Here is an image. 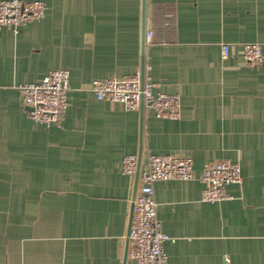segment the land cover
I'll return each mask as SVG.
<instances>
[{
  "label": "crops",
  "instance_id": "1",
  "mask_svg": "<svg viewBox=\"0 0 264 264\" xmlns=\"http://www.w3.org/2000/svg\"><path fill=\"white\" fill-rule=\"evenodd\" d=\"M42 1V18L0 29V264H134L135 180L121 165L150 153L194 160L192 179L154 183L169 264H264V63L248 68L242 53L258 42L264 55V0ZM143 61L155 91L179 96V117L91 90ZM58 68L70 72L69 105L48 126L19 86ZM219 158L238 161L242 181L204 201L200 176Z\"/></svg>",
  "mask_w": 264,
  "mask_h": 264
},
{
  "label": "built area",
  "instance_id": "2",
  "mask_svg": "<svg viewBox=\"0 0 264 264\" xmlns=\"http://www.w3.org/2000/svg\"><path fill=\"white\" fill-rule=\"evenodd\" d=\"M46 4L42 0H0V29L18 31L29 21L42 18ZM153 30L145 34V44L153 41ZM231 45L222 43V56L228 57ZM243 59L248 68L264 63L262 46L258 42L243 44ZM141 69L123 77L94 79L91 90L98 99L119 102L126 109L152 111L158 118L180 116V99L176 94L154 90V82ZM70 72L65 68L50 70L41 80L19 86L23 103L30 116L48 126L61 125L69 105ZM121 172L134 180L137 172V192L132 203V216L126 235L127 258L134 264H169L164 244L170 238L161 228L157 214L154 183L171 179L189 180L194 177V160L190 155L150 153L142 165L137 154L124 156ZM205 187L204 201H219L230 197L226 186L241 182V166L238 161L219 158L204 165L200 176Z\"/></svg>",
  "mask_w": 264,
  "mask_h": 264
},
{
  "label": "water",
  "instance_id": "3",
  "mask_svg": "<svg viewBox=\"0 0 264 264\" xmlns=\"http://www.w3.org/2000/svg\"><path fill=\"white\" fill-rule=\"evenodd\" d=\"M144 3H143V8L145 10V1L146 0H143ZM145 36V35H144ZM145 41V37H144V40ZM144 61L142 63V67H141V73H142V77L144 75ZM141 111L143 112V107H141ZM140 160V158H139ZM138 176H139V172H137L136 174V178H135V183H134V196L136 195V192H137V185H138ZM131 216H132V213H131ZM131 220V219H130ZM127 249H128V240H126V247H125V260L127 259Z\"/></svg>",
  "mask_w": 264,
  "mask_h": 264
}]
</instances>
